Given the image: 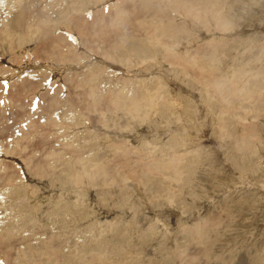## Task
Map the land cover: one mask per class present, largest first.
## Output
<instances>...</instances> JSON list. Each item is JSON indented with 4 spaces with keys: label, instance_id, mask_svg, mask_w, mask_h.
Instances as JSON below:
<instances>
[{
    "label": "rangeland",
    "instance_id": "obj_1",
    "mask_svg": "<svg viewBox=\"0 0 264 264\" xmlns=\"http://www.w3.org/2000/svg\"><path fill=\"white\" fill-rule=\"evenodd\" d=\"M191 1L195 3L197 0H0V9L4 14H0V146L2 144L5 147L0 148L3 149L0 150V221L9 212L8 219L15 222V226L4 221L0 223V264H96L93 258L98 254L91 248L101 242L98 251L105 256V260H97L98 264H264V0H221L222 3L220 0H208L207 4L205 0H202L205 3L198 0L201 3L197 5L196 2V8ZM214 2L218 4L217 7L224 5L223 8L216 10ZM208 8L211 9L208 11ZM205 10L208 18L205 14L203 16ZM218 11L220 18L217 19L215 12ZM191 18H194L195 23ZM200 18L204 19L200 20L201 24L205 25L206 22L205 28L204 25H199ZM20 19H24L31 27L25 23L24 30H11L12 24L9 23L16 25ZM170 19H174L173 22ZM2 21L6 22L1 23ZM178 22L180 24L177 25ZM157 23L160 27H157ZM181 23L183 26H179ZM153 46L156 49L154 54ZM123 54L125 57H122ZM57 60L59 62L56 63ZM187 69H190L189 73ZM238 72H244L246 76L241 73L236 76ZM202 82L204 87L201 86ZM137 85H141V89ZM115 87L121 88L120 92L124 91L122 94L127 92L128 96L125 94L124 98ZM198 88L203 89L200 91ZM161 89L162 92L165 91V96L160 92ZM100 94L105 96L102 100ZM117 96L121 98L120 101L124 98L125 104ZM127 97L130 99L125 100ZM93 98L97 99L93 101ZM133 99L139 100L137 102L143 99L139 105H145L144 108H148V111L143 109V112L141 105L138 108L142 114L139 111L135 112L137 115L130 113L138 105L134 104L136 101ZM104 100H107L106 103ZM170 101L173 105H178L171 104V108ZM126 102L133 104V108H129L130 105ZM219 102L222 103L221 108L220 105L218 107ZM66 107L74 111L70 110L69 113ZM162 107L164 110H161ZM223 107L227 113L222 110ZM167 111H170L169 114ZM215 111L218 113L217 118ZM123 112H129L131 118L128 113L126 116ZM164 114L168 116L165 117ZM219 114L223 120L219 119ZM142 115L145 116L142 121L133 119L136 116L142 118ZM108 119L110 123H105ZM127 120L133 123L129 122L128 125ZM242 125H250V128L244 130ZM240 131L243 132V136L239 134L243 139L237 136ZM12 132L14 135L10 138ZM245 132V137L250 140L245 143L249 152L244 153L245 150L236 145V140L238 137L240 142H246ZM16 133L21 136L18 138ZM13 137L14 141L17 140L15 144ZM178 140L179 143H188L180 149V145H176L179 144L176 143ZM9 142L13 143L12 148ZM97 142L98 145L101 144L100 148ZM103 143L109 144L107 148L115 143L117 146L112 148H118L116 151L109 148L110 151L107 149L105 152ZM121 144L132 150L133 154L123 145L122 148ZM169 147H173L172 150L175 151L168 150ZM74 148L77 151L73 152ZM138 149L142 151L139 153L141 155L138 156L136 152L135 157L133 150ZM151 149L153 154H150ZM121 150L129 152L124 154ZM161 150L165 151L160 152ZM202 150L203 157L200 160L196 151ZM113 152L115 153L112 154ZM173 152L182 155V160L189 157L192 160L186 159L189 164L183 165L182 171H179V174L181 172L185 175L180 176L183 184L179 183L185 189L182 190L181 187L179 191L177 186L175 194L170 198L166 193L162 195V191L173 187L169 184L171 180L168 181L171 170L165 169L160 162L168 163L166 161L171 160ZM127 155L133 158H129L132 166L129 165ZM142 155L144 164L143 159H138ZM90 156L112 159V167L110 161L104 158L99 160L101 166H98L100 170L109 164L106 174L113 186H106L112 191L103 186L104 176L97 178L101 172L95 177L97 185L93 184L94 181L90 184L88 177L82 184L77 183L78 188L76 184H72L71 179L74 181L76 178V173L82 168L81 163L92 158ZM113 156L120 161L125 159L120 162V167L119 159L115 158L113 161ZM147 157L151 163L147 160L146 164ZM138 160L141 165L137 163ZM106 162L108 163L105 164ZM122 162L128 163H123L126 167ZM52 163H55L54 166ZM97 164L98 162L94 166ZM138 164L140 168L137 167ZM155 165L165 171L160 172ZM129 166L132 167L131 170L134 168L133 172H129ZM149 166L154 168L150 169ZM59 167L61 169H57ZM68 167L73 169L74 176H71ZM114 167L123 169L126 173L122 170L118 173L120 170ZM148 167L152 172L150 177ZM112 168L118 174H112ZM137 169L140 170L136 171ZM138 172L146 178H141ZM188 175H192L191 181ZM135 176L141 179L137 180ZM161 178L167 179L168 184ZM112 180L116 182V186ZM101 183L103 184L100 186ZM83 185L88 186L85 188V191L89 189L87 192L79 189L84 190ZM166 185L169 186L164 189L163 186ZM186 185L193 187L187 188ZM4 190L8 191V196ZM17 205L22 206L20 215L14 209ZM60 205L67 206V211L69 208L73 210V216L70 211L68 214L51 212ZM61 217L70 218L67 221L71 227L60 229L55 221L61 223ZM116 221L121 225L111 228L109 223L116 226ZM97 223H104L105 226L98 230ZM125 224L126 227L131 226L132 230L129 231H135V228L137 231L131 232L132 234L127 232L123 229ZM74 229L75 232L78 231V235L73 238ZM112 230L122 235L119 237ZM110 236L113 240L109 239ZM118 239H125V243L121 246L114 244ZM140 240L143 241L142 244ZM114 248L118 250L112 256ZM186 257L189 258L186 260Z\"/></svg>",
    "mask_w": 264,
    "mask_h": 264
},
{
    "label": "bare ground",
    "instance_id": "obj_2",
    "mask_svg": "<svg viewBox=\"0 0 264 264\" xmlns=\"http://www.w3.org/2000/svg\"><path fill=\"white\" fill-rule=\"evenodd\" d=\"M4 1H5V0H4ZM83 1H84V0H83ZM85 1H86V0H85ZM195 1H196V0H194V2H195ZM199 1H200V0H199ZM199 1L197 0V1H196L197 3H196V2H195V3L198 5V4L201 3V2L198 3ZM201 1H202V0H201ZM205 1H206V4H207V3H208V0H205ZM205 1H204V2L202 1V2L205 3ZM212 1H213V0H212ZM217 1H219V0H217ZM217 1H216V2H217ZM2 2H3V1H2ZM121 2H122V1H121ZM188 2H189V1H188ZM191 2H192L191 4H193V5L195 4V3H193V1H191ZM210 2H211V0H210ZM222 2H223V1L220 0V3H222ZM122 3H123V2H122ZM122 3H120V4L123 5ZM203 3H202V4H203ZM214 3H215V2H214ZM214 3H213V4H214ZM2 4H3V3H2ZM2 4H1V5H2ZM196 4H195V5H196ZM209 4H210V3H209ZM213 4H212V5H213ZM215 4H216V3H215ZM3 5H5V2H4ZM135 5H136V4H135ZM188 5H189V3H188ZM195 5H194V6H195ZM197 5H196V6H197ZM204 5H205V4H204ZM217 5H218V4H216V7H217ZM190 6H191V5H190ZM196 6H195V8H196ZM201 6H202V5H201ZM201 6H200V8H201ZM206 6L208 7L209 5H206ZM206 6H205V7H206ZM223 6H224V5L217 7L216 10H219L218 8H220V9L223 8ZM4 7H5V6H4ZM122 7H123V6H122ZM202 7H203V6H202ZM207 7H206V9H207ZM214 7H215V6H214ZM0 8H1V7H0ZM2 8H3V7H2ZM191 8H193V7L191 6ZM195 8H194V9H195ZM198 8H199V6L197 7V9H198ZM175 9H176V8H175ZM194 9H192V10H194ZM210 9H211V8H210ZM210 9L208 8V11H209ZM124 10H125V9H124ZM126 10H127V9H126ZM188 10H189V9H188ZM203 10H204V9H203ZM216 10H212V12H213V11H216ZM84 11H85V10H84ZM156 11H157V10H156ZM194 11H195V10H194ZM199 11H200V10H199ZM223 11H224V10H223ZM2 12H3V11L0 9V14H1ZM132 12H133V11H132ZM169 12H170V11H169ZM197 12H198V11H197ZM227 12H228V11H227ZM128 13H129V12H128ZM130 13H131V12H130ZM154 13H155V12H154ZM202 13H203V12H202ZM206 13H207V12H206V10H205V13H203V16L206 15L205 17H207V14H206ZM209 13H210V12H209ZM215 13H217V15H218V17H216V18H217V19L220 18V11L215 12ZM2 14H3V13H2ZM170 14H172V13L170 12ZM204 14H205V15H204ZM211 14H212V13H211ZM3 15H4V14H3ZM3 15H2V16H3ZM157 15H159V13H157ZM178 15H179V14H178ZM197 15H198V14H197ZM214 15H215V14H214ZM108 16H109V15H108ZM155 16H156V13H155ZM155 16H154V17H155ZM171 16H172V15H171ZM127 17H128V16H127ZM158 17H159V16H158ZM167 17H168V16H167ZM193 17H194V16H193ZM195 17H197V16H195ZM199 17H200V16H199ZM208 17H209V16H208ZM208 17H207V18H208ZM210 17H211V16H210ZM0 18H2V17L0 16ZM6 18H7V16H6ZM6 18H4V19H6ZM174 18H176V17H174ZM212 18H214V17L212 16ZM216 18H215V19H216ZM84 19H85V18H84ZM151 19H153V18H151ZM154 19H155V18H154ZM159 19H160V18H158V20H159ZM192 19H193V22L195 23L194 18H191V20H192ZM195 19H197V18H195ZM202 19H203V18H202ZM202 19H201V18L198 19V20H199L198 22L200 23L199 25H204V24H201ZM209 19L211 20V18H209ZM217 19H216V20H217ZM1 20H3V19H1ZM140 20H142V19H140ZM155 20L157 21V19H155ZM171 20H172V19H170V21H171ZM173 20H174V19H173ZM173 20H172V22H173ZM200 20H201V21H200ZM203 20H204V19H203ZM210 20H209V21H210ZM151 21H152V20H151ZM206 21H208V20L206 19ZM209 21H208V22H209ZM5 22H6V21H5ZM5 22L2 21L1 23H5ZM56 22L59 23V21H56ZM152 22H153V21H152ZM180 22H181V21H180ZM180 22H178V23H176V24L178 25V24H180ZM187 22H188V21H187ZM196 22H197V21H196ZM203 22H204V21H203ZM214 22H215V21H214ZM25 23H26V21H25L24 19H20V21H19L16 25H13V23H9V24H12V26L10 25V26H11V30H17V31H20V30H24V29H25V26L28 24V23H26V25H24ZM191 23H192V22H191ZM194 23H192V24H194ZM158 24H159V23H157V27H160V25L158 26ZM208 24H209V23H208ZM6 25H7V24H6ZM28 25H30V24H28ZM28 25H27V26H28ZM155 25H156V22H155ZM177 25H176V27H178ZM205 25H207L206 22H205ZM205 25H204V28H205ZM7 26H8V25H7ZM7 26H6V27H7ZM54 26H55V25H54ZM58 26H59V25H58ZM179 26H183L182 23H181V25H179ZM192 26H193V25H192ZM30 27H31V25H30ZM69 27H70V26H69ZM155 27H156V26H155ZM184 27H185V26H184ZM209 27H211V26H209ZM209 27H208V28H209ZM8 28H9V26H8ZM26 28H28V27H26ZM208 28H207V30H208ZM29 29H30V28H29ZM68 29H69V28H68ZM157 29H159V28H157ZM174 29H175V27H174ZM58 30H59V29H58ZM155 30H156V28H155ZM156 31H157V30H156ZM156 31H154V32H156ZM174 31H176V30H174ZM179 31H180V30H179ZM176 32H178V31H176ZM58 33H59V32H58ZM77 33H78V32H77ZM56 34H57V33H56ZM180 34H181V32H180ZM58 37H59V36H58ZM78 37H79V35H78ZM64 38H65V37H64ZM178 38H179V36H178ZM189 39H191V38H189ZM192 39H193V38H192ZM241 39H242V38H241ZM182 40H183V39H182ZM179 41H180V40H179ZM189 42H190V41H189ZM180 43H181V41H180ZM180 43H179V44H180ZM71 44H73V43H71ZM113 45H114V44H113ZM239 45H240V44H239ZM115 46H116V45H115ZM115 46H114V47H115ZM243 46H244V45H243ZM263 46H264V45H263ZM66 47H67V46H66ZM69 47H70V46H69ZM251 47H252V46H251ZM152 48H153V49H152V52L154 51V52H153V54H154L156 49L154 50V48H155L154 46H153ZM242 48H243V47H242ZM245 48H246V47H245ZM66 49H67V48H66ZM117 49H118V48H116V51H117ZM158 49H159V48H157V50H158ZM239 49H240V48H239ZM248 49H249V48H248ZM15 50H16V49H15ZM69 50H71V49H69ZM69 50H68V52H69ZM194 50H195V49H194ZM230 50H232V49H230ZM243 50H244V49H243ZM245 50H247V49H245ZM249 50H250V49H249ZM72 51H75V50L72 49ZM114 51H115V50H114ZM114 51H113V52H114ZM134 51H135V50H134ZM160 51H162L161 48H160ZM37 52H38V51H37ZM130 52H131V51H130ZM187 52H188V50H187ZM195 52H196V51H195ZM197 52H198V50H197ZM70 53H71V52H70ZM73 53H74V52H73ZM159 53H161V52H159ZM174 53H175V52H174ZM229 53H230V52H229ZM38 54H39V53H38ZM133 54H134V53H131V55H133ZM157 54H158V53H157ZM161 54H162V53H161ZM227 54H228V53H227ZM260 54H261V53H260ZM85 55H86V54H85ZM134 55H136V54H134ZM155 55H156V54H155ZM76 56H77V55H76ZM119 56H120V55H119ZM123 56L125 57L124 54L122 55V57H123ZM223 56H224V54H223ZM262 56H263V55H262ZM218 57H219V55H218ZM259 57H261V56H259ZM51 58H52V57H51ZM53 59H54V58H53ZM53 59H52V60H53ZM235 59H236V58H235ZM84 60H85V59H84ZM136 60H137V59H136ZM138 60H139V59H138ZM141 60H142V59H141ZM143 60H144V59H143ZM54 61H55V60H54ZM54 61H53V62H54ZM87 61H88V60H87ZM57 62H59V60H57L56 63H57ZM60 62H61V61H60ZM92 62H93V61H92ZM141 62H142V61H141ZM61 63H62V62H61ZM143 63H144V62H143ZM143 63H142V64H143ZM236 63H238V62H236ZM58 64H60V63H58ZM58 64H57V65H58ZM85 64H86V63H85ZM144 64H145V63H144ZM61 65H62V64H61ZM256 65H257V64H256ZM260 65H261V64H260ZM50 67H51V66H50ZM61 67H62V66H61ZM83 67H84V66H83ZM123 67H124V66H123ZM259 67H260V66H259ZM56 68H57V67H56ZM67 70H68V69H67ZM83 70H84V69H83ZM127 70H128V69H127ZM187 70H188V72H187V71H186V72L189 73V70H190V69H187ZM225 70H227V69H225ZM51 71H52V70H51ZM237 71H238V70H237ZM239 71H240V69H239ZM52 72H54V69H53ZM52 72H51V73H52ZM74 72H75V71H74ZM74 72H73V73H74ZM113 72H114V71H113ZM225 72H226V71H225ZM257 72H260V71L258 70ZM70 73H71V72H70ZM73 73H72V74H73ZM75 73H76V72H75ZM159 73H160V72H159ZM226 73H227V72H226ZM240 73L246 76V74H244V72H243V73H242V72H238V73H236V74L234 73V74L237 76V75H239ZM110 74H111V73H110ZM198 74H200V73H198ZM106 75H107V74H106ZM130 75H131V74H130ZM130 75H129V76H130ZM161 75H162V74H161ZM201 75H202V74H201ZM235 75H234V76H235ZM70 76H71V75H70ZM125 76H126V75H125ZM203 76H204V75H203ZM241 76H242V75H241ZM48 77H49V76H48ZM80 77H81V76H80ZM97 77H98V76H97ZM198 77H199V75H198ZM239 77H240V76H239ZM49 78H50V77H49ZM87 78H88V77H87ZM87 78H86V79H87ZM95 78H96V76H95ZM151 78H152V77H151ZM162 78H163V77H162ZM202 78H203V77H202ZM254 78H256V77H254ZM45 79H46V78H45ZM80 79H81V78H80ZM93 79H94V76H93ZM114 79L116 80V78H114ZM199 79H200V78H199ZM24 80H25V79H24ZM47 80H48V79H47ZM70 80H71V79H70ZM91 80H92V79H91ZM109 80H110V79H109ZM119 80H121V79H119ZM126 80H127V79H126ZM131 80H132V79H131ZM152 80H153V78H152ZM154 80H155V79H154ZM160 80H161V79H160ZM11 81H12V80H11ZM85 81H86V80H85ZM110 81H111V80H110ZM123 81H124V80H123ZM127 81H128V80H127ZM132 81H136V80H132ZM137 81H138V80H137ZM140 81H141V80H140ZM194 81H195V80H194ZM45 82H46V81H45ZM52 82H53V81H52ZM55 82H56V81H55ZM74 82H75V81H74ZM113 82L116 83L117 81H113ZM199 82H200V81H199ZM241 82H242V81H241ZM41 83H42V82H41ZM81 83H82V82H81ZM84 83H85V82H84ZM84 83H83V84H84ZM111 83H112V81H111ZM133 83H134V82H133ZM144 83H146V82H144ZM190 83H191V81H190ZM200 83H201V82H200ZM261 83H262V82H261ZM46 84H47V83H46ZM54 84H55V83H54ZM131 84H132V83H131ZM136 84H137V83H136ZM138 84H140V83H138ZM156 84H157V83H156ZM192 84H193V83H192ZM40 85H41V84H40ZM48 85H49V84H48ZM56 85H58V84H56ZM84 85H87V84L85 83ZM114 85H115V84H114ZM134 85H135V84H134ZM147 85H150V84H147ZM147 85H146V86H147ZM154 85H155V83H154ZM163 85H164V83H163ZM219 85H220V84H219ZM9 86H10V85H9ZM201 86H203V82H202V85H201ZM58 87H59V86H58ZM160 87H161V86H160ZM160 87H159V90H160ZM192 87H193V86H192ZM203 87H204V86H203ZM41 88H42V87H41ZM115 88H116V87H115ZM137 88H140V89H141V85H140L139 87H138V85H137ZM162 88H164V87H162ZM165 88H166V87H165ZM82 89H83V88H82ZM112 89H114V87H113ZM116 89L118 90L117 92H118L119 94L121 93V95H122L123 97H124L125 94H126L125 96H128V95H127V92H126V93H123V94H122V92H124V91L120 92V89H121V88H120V89L116 88ZM122 89H123V88H122ZM170 89H171V88H170ZM201 89H203V88H201ZM201 89L198 88V90H200V91H201ZM164 90H165V89H164ZM219 90H220V86H219ZM263 90H264V89H263ZM81 91H82V90H81ZM142 91H144V90H142ZM162 91H163V90L161 89L160 92H162ZM167 91H168V88H167ZM254 91H255V90H254ZM4 92H5V91H4ZM6 92H7V91H6ZM8 92H9V91H8ZM89 92H90V91H89ZM164 92H165V91H164ZM164 92H162L163 95L166 94V93H164ZM168 92H169V91H168ZM202 92H203V91H202ZM256 92H257V91H256ZM26 93H27V92H26ZM31 93H32V92H31ZM118 93H116V94H118ZM2 94H3V93H2ZM9 94H10V93H9ZM93 94H94V93H93ZM101 94H102V93H101ZM101 94H100V96H101ZM103 94H104V93H103ZM103 94H102V95H103ZM105 94H106V93H105ZM105 94H104V95H105ZM113 94H114V93H113ZM116 94H115V95H116ZM131 94H132V93H131ZM169 94H170V93H168L167 95L169 96ZM179 94H180V93H179ZM250 94H251V93H250ZM84 95H85V94H84ZM96 95H97V94H96ZM96 95H95V96H96ZM29 96H30V95H29ZM91 96H93V95H91ZM95 96H94V97H95ZM100 96H99V97H100ZM161 96H162V94H161ZM164 96H165V95H164ZM164 96H162V98H163ZM9 97H10V96H9ZM55 97H57V96H55ZM96 97H97V96H96ZM103 97H105V96H101V100H102ZM108 97H109V96H108ZM117 97H118V96H117ZM117 97H116V98H117ZM261 97H262V95H261ZM261 97L259 96V98H261ZM263 97H264V96H263ZM263 97H262V100H263ZM31 98H32V97H31ZM33 98H34V97H33ZM91 98H92V97H91ZM124 98H125V97H124ZM124 98H123V100H124ZM128 98H129V97H127L125 100H127ZM130 98H131V100H132V97H131V96H130ZM130 98H129V99H130ZM10 99H11V98H10ZM95 99H97V98H95ZM95 99L93 98V101H94ZM108 99H109V98H108ZM117 99L119 100V99H121V98L118 97ZM154 99H155V98H154ZM154 99H153V100H154ZM2 100H3V99H2ZM33 100H34V99H33ZM98 100H100V99L98 98ZM98 100H97V101H98ZM115 100H116V99H115ZM123 100H121V101H123ZM133 100H134V99H133ZM136 100H137V99H136ZM136 100H134V101H136ZM170 100H171V99H170ZM177 100H179V99H177ZM177 100H176V101H177ZM199 100H200V99H199ZM202 100H203V99H202ZM106 101H107V100H106ZM106 101L104 100L103 102L106 103ZM112 101H113V99H112ZM119 101H120V100H119ZM119 101H117V102H119ZM121 101H120V102H121ZM137 101H139V100H137ZM137 101H136V103H134V104H138V105H137V106L135 105L134 108H133V106H134L133 104H129V103L126 102L127 104L130 105L129 108H133V110H130V111L128 110L130 113L135 114V112L138 113L137 111L140 112L141 110H140V108H138V107H140L141 105H142V106H141V107H142V110L145 109V108H144L145 105H143V104L139 105V104H140L142 101H144V100L142 99V101L140 100V102H137ZM167 101H168V100H167ZM218 101H219V100H218ZM263 101H264V100H263ZM32 102H33V101H32ZM98 102H99V101H98ZM123 102H124V103H123ZM123 102H121V103H122V104H125V101H123ZM128 102H131V101L129 100ZM148 102L152 103V100H149ZM171 102H172V101L169 102L170 106L173 105V103H171ZM201 102H202V101H201ZM222 102H223V101H222ZM115 103H116V102H114V104H115ZM132 103H133V102H132ZM154 103H155V102H154ZM167 103H168V102H167ZM205 103H207V102H205ZM220 103H221V102H219V104L217 103V104H218V107H219ZM223 103H224V102H223ZM78 104H79V103H78ZM92 104H93V103H92ZM127 104H126V105H127ZM169 104H168V105H169ZM171 104H172V105H171ZM203 104H204V103H203ZM207 104H209V103H207ZM221 104H222V103H221ZM7 105H9V104H7ZM112 105H113V104H112ZM119 105H120V103H119ZM129 105H127V107H128ZM175 105H176V104H175ZM175 105H173V106H175ZM177 105H178V104H177ZM177 105H176V106H177ZM196 105H197V104H196ZM209 105H211V104H209ZM3 106H5V105H3ZM3 106H2V107H3ZM11 106H12V105H11ZM80 106H81V105H80ZM116 106L118 107V104H117ZM124 106H125V105H124ZM170 106H169V107H170ZM173 106H172L171 108H173ZM221 106H222V105H220V108H221ZM6 107H7V106H6ZM6 107H5V108H6ZM8 107H10V106H8ZM29 107H30V106H29ZM73 107H74V106H73ZM93 107H96V106L93 105ZM207 107H208V105H206V108H207ZM212 107H213V106H212ZM224 107L227 108V106H225V103H224ZM224 107L222 108V110H225V111H226V108H224ZM66 108L68 109L69 107H66ZM70 108H72V107H70ZM121 108H123V107H121ZM124 108H125V107H124ZM129 108H127V109H129ZM146 108H147V107H146ZM220 108H219V109H220ZM25 109H26V108H25ZM42 109H43V108H42ZM174 109H175V107H174ZM208 109H211V107L208 108ZM1 110H2V109H1ZM10 110H11V109H10ZM65 110H66V109H65ZM65 110H64V111H65ZM70 110H71V109H70ZM70 110L68 109V112H69ZM72 110H73V109H72ZM72 110H71V111H72ZM125 110H126V109H125ZM145 110L148 111V108L145 109ZM161 110H164L163 107L161 108ZM165 110H166V109H165ZM168 110L171 111L170 108H169ZM214 110H215V108H214ZM220 110H221V109H220ZM27 111H28V110H27ZM73 111H74V110H73ZM126 111H127V110H126ZM132 111H133V112H132ZM170 111H167V113L169 114ZM228 111H229V110H228ZM7 112H8V111H7ZM28 112H29V111H28ZM31 112H32V111H31ZM39 112H40V111H39ZM66 112H67V110H66ZM77 112H78V111H77ZM129 112H127V113L129 114ZM143 112H144V110H143ZM143 112H140V113L142 114ZM163 112H164V111H163ZM208 112H209V111H208ZM211 112H213V111H211ZM211 112H210V113H211ZM215 112H216V111H215ZM215 112H214V113H215ZM221 112H222V111H220V114H221ZM41 113H42V112H41ZM44 113H45V112H44ZM69 113H70V112H69ZM72 113H73V112H72ZM123 113H124V112H123ZM127 113H126V114L124 113V114L127 116ZM179 113H180V112H179ZM181 113H182V112H181ZM181 113H180V114H181ZM183 113H184V112H183ZM214 113H212V114L215 115ZM216 113H217V112H216ZM223 113H224V112H223ZM225 113H227V111H226ZM225 113H224V114H225ZM26 114H27V113H26ZM75 114H76V111H75ZM77 114H78V113H77ZM162 114H163V113H162ZM186 114H187V113H186ZM186 114H182V115H186ZM212 114H211V115H212ZM220 114H219V115H220ZM258 114H259V113H258ZM122 115H123V114H122ZM122 115H121V116H122ZM130 115H131V114H129V116H130ZM135 115H137V114H135ZM201 115H202V114H201ZM217 115H218V113L216 114V118L218 117ZM226 115H227V114H226ZM226 115H224V117L227 119L230 115H229V113H228V115H227L228 117H226ZM242 115H243V114H242ZM247 115H248V114H247ZM256 115H257V113H256ZM31 116H32V115H31ZM72 116H73V114H72ZM74 116H75V115H74ZM123 116H124V115H123ZM163 116H165V114H164ZM167 116H168V115H166L165 117H167ZM188 116H190V113H189ZM137 117H138V118H137ZM144 117H145V116L142 115V118H140V116H136V118H133V117H132V118H133V119H136V120H137V119H140V121H142V120H144V119H143ZM180 117H181V116H180ZM194 117H195V116H194ZM212 117H213V116H212ZM259 117H261V115H260ZM130 118H131V116H130ZM214 118H215V116H214ZM220 118H221V115H220L219 119H220ZM230 118H231V117H230ZM244 118H245V117H244ZM116 119H117V118H116ZM119 119H120V117H119ZM119 119H118V120H119ZM121 119H123V118H121ZM141 119H142V120H141ZM187 119H188V118H187ZM221 119H222V118H221ZM226 119H224L225 122H227ZM234 119H235V118H234ZM236 119H237V118H236ZM241 119H242V118H241ZM0 120H2V119L0 118ZM25 120H26V118H25ZM25 120H24V121H25ZM32 120H33V119H31V121H32ZM108 120H109V121H105V123H106V122H109V123H110V119H108ZM118 120H117V121H118ZM125 120H126V119H125ZM202 120H203V119H202ZM222 120H223V119H222ZM222 120H221V121H222ZM26 121H27V120H26ZM33 121H34V120H33ZM123 121H124V120H123ZM127 121H128V120H127ZM137 121H138V120H137ZM221 121H220V124L222 123ZM7 122H8V121H7ZM129 122H130V121H128V123H129ZM134 122H135V121H134ZM202 122H203V121H202ZM211 122H213V120H211ZM225 122L223 121V124H224ZM35 123H36V120H35ZM119 123H120V121H119ZM121 123H122V122H121ZM128 123L126 122V124H128ZM130 123H133V121L130 122ZM130 123H129L128 125H130ZM138 123H139V122H138ZM217 123H219V120L217 121ZM233 123H234V122H233ZM0 124H1V121H0ZM32 124H33V122H32ZM32 124H31V125H32ZM107 124H108V123H107ZM107 124H106V126H107ZM220 124H219V125H220ZM228 124H229V122H228ZM234 124L236 125V123H234ZM8 125H9V124H8ZM16 125H17V124H16ZM109 125H110V124H109ZM132 125H133V124H132ZM211 125H213V124H211ZM217 125H218V124H217ZM225 125H226V123H225ZM245 125H246V122H245ZM245 125H244V127H245ZM256 125H257V124H256ZM28 126H29V125H28ZM67 126H68V125H67ZM213 126H214V125H213ZM221 126H222V125H221ZM233 126H234V125H233ZM10 127H12V126H10ZM25 127H27V125H26ZM25 127H22V128H25ZM73 127H76V126L73 125ZM134 127H135V126H134ZM225 127H227V126H225ZM236 127H237V126H236ZM241 127H243V125H242ZM244 127H243V128H244ZM247 127L250 128V125L247 126ZM247 127H245L244 130H246ZM27 128H29V127H27ZM70 128H71V126H70ZM70 128H69V130H70ZM219 128H220V126H219ZM12 129H14V128H12ZM60 129H61V130H62V129L65 130V128H62V127H60ZM186 129H187V128H186ZM85 130H86V129H85ZM222 130H223V129H222ZM241 130H242V128H241ZM8 131H9V130H8ZM70 131H71V130H70ZM160 131H161V130H160ZM163 131H164V130H163ZM228 131H229V130H228ZM230 131H231V130H230ZM234 131H235V130H234ZM248 131H249V130H248ZM257 131H258V130H257ZM9 132L11 133V130H10ZM9 132H8V133H9ZM13 132H14V131H13ZM13 132H12V134L10 135V138H11L12 135H14ZM15 132H16V131H15ZM23 132H25V129H24ZM68 132H69V131H68ZM84 132H85V131H84ZM236 132H237V131H236ZM241 132H242V131H240V133L238 132V135H237L238 137H240V139H241V137L243 136V134H242L243 132H242V133H241ZM250 132H251V131H249V133H250ZM0 133L2 134L1 131H0ZM8 133H7V134H8ZM18 133L20 134V130H19ZM165 133H166V131H165ZM233 133H234V132H233ZM246 133H247V132L244 133V134H245V135H244V139L247 140L246 142H240V141H239L240 139H239L238 137H237V140H236V143H237L236 145H237V146L239 145V146L241 147V149H244V150H245L244 153H245L246 151L249 152L248 150H246V149H247V146L245 145V143H249L248 140H250V139H248L249 137L246 138V137H247V134H246ZM263 133H264V132H263ZM7 134H6V135H7ZM21 134H22V132H21ZM163 134H164V133H163ZM225 134L227 135L228 133H225ZM230 134H232V132H230ZM234 134H235V133H234ZM234 134H233V136H234ZM239 134H242V136H240ZM250 134H251V133H250ZM250 134H249V135H250ZM8 135H9V134H8ZM16 135L18 136V138H19V136H21V135H18L17 133H16ZM22 135H23V134H22ZM249 135H248V136H249ZM255 135H256V132H255ZM0 136H1V135H0ZM2 136H3V135H2ZM52 136H53V135L51 134V137H52ZM104 136H107V135H104ZM228 136H230V135H228ZM245 136H246V137H245ZM250 136H251V135H250ZM259 136H260V135H259ZM6 137H7V136H6ZM6 137H5V138H6ZM8 137H9V136H8ZM8 137H7V138H8ZM14 137H15V136H14ZM14 137L12 138V141H14V139L17 138V137H15V138H14ZM49 137H50V136H49ZM51 137H50V138H51ZM71 137H72V136H71ZM110 137H111V136H110ZM3 138H4V137H3ZM18 138H17V139H18ZM52 138H53V137H52ZM155 138H156V137H155ZM232 138H233V137H232ZM235 138H236V136H235ZM259 138H260V137H259ZM70 139H71V138H70ZM70 139H68V140H70ZM102 139H103V138H102ZM102 139H101V140H102ZM104 139H105V138H104ZM107 139H108V138H107ZM107 139H106V141H107ZM124 139H125V138H124ZM190 139H191V138H190ZM228 139H230V137H229ZM233 139H234V138H233ZM233 139H231V140H233ZM242 139H243V137H242ZM7 140H8V139H7ZM50 140H51V139H50ZM95 140H96V139H95ZM109 140H110V138H109ZM122 140H123V139H122ZM173 140H174V139H173ZM191 140H192V139H191ZM12 141H11V142H12ZM15 141H17V140H15ZM15 141L13 142L14 144H15ZM66 141H67V140H66ZM78 141H79V140H78ZM99 141H100V139H98V142H99ZM104 141H105V140H104ZM182 141H183V140H182ZM197 141H198V140H197ZM197 141H196V142H197ZM254 141H255V138H254ZM1 142H2V141H1ZM92 142H93V140H92ZM92 142H91V143H92ZM95 142H96V141H95ZM98 142H97V145H98ZM108 142H109V141H108ZM110 142H111V141H110ZM175 142H176V141H175ZM179 142H180V141L178 140V142H176V143H179ZM184 142H186V143L184 144ZM190 142H191V141H190ZM251 142L253 143V141H251ZM251 142H250V144H252ZM255 142H256V141H255ZM2 143H3V142H2ZM4 143H5V141H4ZM7 143H8V142H7ZM13 143H11V144H13ZM53 143L55 144V142H53ZM75 143H77V142H75ZM99 143H100V142H99ZM105 143H106V142H105ZM105 143H103V145H105V148H106V151H105V152H107V149H109V148L111 149L113 146L115 147V145H116V144L114 143V145H113L112 147L107 148L109 144L107 143V144H108V145H107V144H105ZM125 143H126V142H125ZM125 143H124V144H125ZM187 143H188V141H183L182 143H179V144H176V145H177V146L180 145L179 148L181 149L182 147L186 146ZM229 143H230V142H229ZM9 144H10V142H9ZM11 144H10V146H11V148H12L13 146H12ZM68 144H69V143H68ZM70 144H71V143H70ZM111 144H112V142L110 143L109 146H111ZM161 144H162V143H161ZM183 144H184V145H183ZM192 144H193V143H192ZM6 145H8V144H6ZM93 145H96V144H93ZM99 145H101V144H99ZM99 145H98V147H99ZM122 145H123V144H121V147L124 148L125 146L123 145V146H124V147H123ZM233 145H234V144H233ZM4 146H5V145H4ZM10 146H9V147H10ZM76 146H78V145H76ZM91 146H92V145H91ZM116 146H117V145H116ZM118 146H119V145H118ZM151 146H152V144H151ZM154 146H155V145H154ZM172 146H173V145H172ZM188 146H190V145H188ZM234 146H235V145H234ZM2 147H3V146H2V144H1L0 148H2ZM55 147H56V146H55ZM96 147H97V146H96ZM103 147H104V146H103ZM119 147H120V146H119ZM129 147H130V146H129ZM142 147H143V146H142ZM240 147H238V149H239ZM3 148H5V147H3ZM7 148H8V147H7ZM99 148H100V147H99ZM99 148H98V149H99ZM117 148H118V147H116V149H117ZM127 148H128V147H125V149H127ZM131 148H132V147H131ZM133 148H134V147H133ZM167 148H168V147H167ZM169 148H170V149H168V150H172V149H173V147H172V149H171V147H169ZM175 148H177V147H175ZM199 148H200V147H199ZM216 148H217V147H216ZM231 148H233V147H231ZM74 149H75V150H73V152H74V151H77L78 147H77V149H76V148H74ZM101 149H102V148H101ZM110 149H109V151H110ZM112 149H113V151H114V150L116 151L115 148H112ZM154 149H155V148H154ZM0 150H3V149H0ZM5 150H6V149H5ZM95 150H96V149H95ZM99 150H100V149H99ZM118 150H119V149H118ZM128 150H130V149L128 148ZM128 150H127V151H128ZM155 150H157V149H155ZM205 150H206V149H205ZM205 150H204V151H205ZM70 151H71V150H70ZM90 151H91V150H90ZM92 151H93V149H92ZM92 151H91V152H92ZM122 151H123V150H121V153H122ZM127 151H125V153H126ZM130 151H131L130 153H132V150H130ZM133 151H135L134 154H135L136 152H138V153H137L138 156L141 155V154H139L141 150L139 151V149H138V151H137V150H133ZM148 151H150V150H148ZM153 151H154V150H153ZM162 151H163V150H161L160 152H162ZM164 151H165V150H164ZM164 151H163V152H164ZM172 151H175V149L172 150ZM178 151H179V150H178ZM241 151H242V150H241ZM97 152H98V151H97ZM103 152H104V151H103ZM128 152H129V151H128ZM141 152H142V151H141ZM150 152H152V149H151ZM180 152H181V151H180ZM191 152H193V151H191ZM207 152H208V151H207ZM71 153H72V152H71ZM87 153H89V152H87ZM87 153H86V154H87ZM92 153H93V152H92ZM92 153H91V154H92ZM114 153H115V152H113L112 154H114ZM123 153H124V151H123ZM125 153H124V154H125ZM130 153H129V154H130ZM156 153H157V152H156ZM175 153H176V152H175ZM175 153L173 152V154L171 155V156H172V157L170 158L171 160L166 161V162H168V163H165V164H164L163 162H160L161 164L164 165V167H166L165 169L168 168L169 170H171V174L169 173L170 171H169V172L167 171V173H169L171 176H170L169 174H166V172H164V174H165V175H169V177H171V178L168 179V181L171 180V182H170L169 184H170L171 187H172V186H173V187H172V188L169 187V189H168L167 186H169V185H166V186H163V187H164V189H165V187H167V188H166L165 190L163 189L164 191L161 190V191L163 192V193L161 192L162 195H163L164 193H166V195L169 196L170 198H172V195L175 194V191L177 190L178 187H179V188H178L179 191H181V190H180L181 187H182V190L185 189V188L183 189V186H180V184H179V183L182 182L181 179H182V177H184L185 175H184V173H181V172H180V174H179V171L184 167L183 165L186 166L187 163L189 164V162H186V159L192 160L191 157L186 158L185 160H182V159H184V158H182L183 156H182V155L180 156V154H178V155H179V156H178V155L175 154ZM189 153H190V152H189ZM197 153H198V155H197V156H198V159L201 160V158L203 157V156H202V155H203V150L200 151V152H199V151H196V154H197ZM208 153H209V152H208ZM0 154H1V153H0ZM98 154H99V153H98ZM101 154H102V153H101ZM108 154H110V152H109ZM112 154L110 155V157L112 156ZM126 154H128V153H126ZM132 154H133V153H132ZM132 154H131V155H132ZM144 154H145V153H144ZM148 154H149V152H148ZM148 154H147V156H150V155H148ZM150 154H153V152L150 153ZM157 154H158V153H157ZM163 154H164V153H163ZM174 154H175L176 156H175ZM246 154H247V153H246ZM79 155H81V154H79ZM84 155H85V154H84ZM122 155H123V154H122ZM122 155H121V156H122ZM161 155H162V154H161ZM161 155H160V156H161ZM173 155H174V157H173ZM183 155H185V154H183ZM205 155H206V154H205ZM86 156H87V155H86ZM105 156H107V155H105ZM105 156H104L103 158H104V159H107V157L105 158ZM123 156H124L123 158H126L125 155H123ZM128 156H129V155H127V157H128ZM136 156H137V155L135 154V157H136ZM143 156H144V155H142V156L139 157L138 159H139V160L143 159ZM164 156H165V155H164ZM177 156H178L180 159H179ZM185 156H186V155H185ZM192 156H194V155H192ZM195 156H196V155H195ZM195 156H194V157H195ZM197 156H196V157H197ZM222 156H223V155H222ZM225 156H226V155H225ZM228 156H229V155H228ZM58 157H59V156H58ZM60 157H61V156H60ZM60 157H59V158H60ZM83 157H84V156H83ZM88 157H89V155H88ZM90 157H92V158H89V160L86 161V162L84 161L85 159H83L84 162L81 163L82 168H80V169L78 170V172L76 173V175H75V173L73 172V169L70 170L69 167L67 168V169H69V171H71V172H70V173H71V176H74V175H75V177H76L75 179L73 178V179H74V181H73V180L71 179V177L69 176L70 179H71V181L73 182L72 184H74V185L76 184V185H77V183H78V185H80V184H82V183L84 182L83 180H84L85 178H87V177L89 178V183L94 181L93 184H95V182H96V181H95V179H96L95 177H96L97 175L99 176L98 173L101 172V175H100L99 177H97V178H100V177H103V176H104V178L102 179V181L104 182V185H103V186H104L105 188L107 187L108 189H110L108 186H106V185H109V184L111 183V182H110V179L107 177V174H106L107 172H106V171H107V168H108V165H109V164L111 165V167L113 166V162L110 161L111 158H110V159H109V158L107 159V161L109 160L111 163L109 162V164H108L105 168H102V169L100 168V170H99L98 166H101V165H99V164H100V163H99V162H100L99 160L101 159V156H90ZM113 157H114V156H113ZM132 157L135 158L134 155H132ZM132 157L130 158V156H129V157L127 158V159H128V162L130 161L129 158L133 160ZM168 157H170V156H168ZM168 157H166V158H168ZM186 157H187V156H186ZM236 157H237V156H236ZM61 158H62V157H61ZM103 158L101 159V161L103 160ZM115 158H116V157L113 158V161H114ZM117 158H118V157H117ZM117 158H116V159H117ZM120 158H122V157H120ZM140 158H141V159H140ZM161 158H164V157H161ZM166 158H164V159H166ZM181 158H182V159H181ZM55 159H56V158H55ZM62 159H63V158H62ZM118 159H119V158H118ZM118 159H117V160H118ZM127 159H126V160H127ZM135 159H136V158H135ZM154 159H155V158H154ZM227 159H229V158H227ZM234 159H235V158H234ZM247 159H248V158H247ZM59 160H60V159H59ZM59 160H58V161H59ZM111 160H112V159H111ZM117 160H116V161H117ZM122 160L124 161L125 159H121V161H122ZM132 160H131V161H132ZM139 160H138V161H139ZM143 160H144V159H143ZM143 160H142V161H143ZM147 160H148V157H147V159H146V164H147L148 161L150 162V160H148V161H147ZM155 160H156V159H155ZM158 160H160L159 157H158ZM158 160H157V161H158ZM231 160H232V159H231ZM53 161H54V159H53ZM53 161H52V162H53ZM56 161H57V160H56ZM66 161H67V160H66ZM116 161H115V162H116ZM121 161H120V159H119V163H118L119 166H118V167H120V165H121L120 162H121ZM131 161H130V162H131ZM136 161H137V160H136ZM142 161H141V162H142ZM151 161H152V160H151ZM161 161H162V160H161ZM163 161H165V160H163ZM96 162H98V164H97V166H94V165L96 164ZM104 162H105V160H104ZM115 162H114V164H115ZM130 162H129V165H131ZM144 162H145V160L143 161L142 164H144ZM200 162H201V161H200ZM200 162H199V163H200ZM204 162H206V161H204ZM57 163H58V162H57ZM57 163H56V164H57ZM107 163H108V162H106L105 164H107ZM123 163H125V162H122V164H123ZM126 163H127V162H126ZM126 163H125V164H126ZM137 163H140V161L137 162ZM150 163H151V162H150ZM150 163H149V164H150ZM154 163H155V162H154ZM156 163H157V162H156ZM156 163H155V164H156ZM160 163H158L157 165L159 166ZM196 163H197V161L195 160V164H196ZM199 163H198L197 165H199ZM241 163H242V162H241ZM0 164H1V163H0ZM53 164H55V163H52V166H54ZM62 164H64V163H62ZM65 164H66V162H65ZM65 164H64V165H65ZM70 164H71V162H70ZM101 164L103 165V163H101ZM105 164H104V165H105ZM125 164H123V165H125ZM127 164H128V163H127ZM127 164H126V165H127ZM146 164H145V168H146ZM161 164H160V166H161ZM188 164H187V165H188ZM193 164H194V163H193ZM201 164H203V163H201ZM231 164H232V163H231ZM57 165H58V164H57ZM59 165H60V164H59ZM67 165H69V161L67 162ZM67 165H65V166L67 167ZM90 165H91V166H90ZM115 165H117V164H115ZM126 165H125V167H126ZM132 165H133V163H132ZM132 165H131V166H132ZM134 165H136V162L134 163ZM140 165H141V163H140ZM157 165H155V166H157ZM191 165H192V164H191ZM235 165H236V164H235ZM235 165H234V166H235ZM52 166H50V167H52ZM158 166H157L156 168L159 169ZM173 166H174V167H173ZM66 167H65V168H66ZM72 167H73V166H72ZM72 167H71V168H72ZM125 167H124V166H123V167L121 166V168H124V170H128V168L126 169ZM127 167H128V166H127ZM129 167H130V166H129ZM135 167H136V166H135ZM137 167L140 168V167H139V164L137 165ZM149 167H150V166H149ZM149 167H148V171H149V177H150V176H152V175H151L152 172L150 173V169H151V168H154V167L152 166V167H150V169H149ZM197 167H198V166H197ZM200 167H201V165H200ZM65 168H64V169H65ZM114 168H116V167H114ZM114 168H112L113 170L111 169V173H112V174H113L114 172H117V170L119 169V168H116L117 170L115 169L116 171H114ZM131 168H132V167H130L129 172H130V171L133 172L134 168H133L132 170H131ZM141 168H142V167H141ZM174 168H175V169H174ZM190 168H192V167H190ZM52 169H53V167H52ZM57 169H61V167H59V168H57ZM142 169H144V168H142ZM165 169H164V170L161 169V170L165 171ZM184 169H185V168H184ZM193 169H194V168H193ZM195 169H196V167H195ZM50 170H51V169H50ZM55 170H56V169H55ZM55 170H54V171H55ZM119 170H120V169H119ZM121 170L123 171V169H121ZM121 170L118 171V173L121 172ZM139 170H140V169H139ZM139 170L137 169L136 171H139ZM155 170H156V169H155ZM159 170H160V169H159ZM161 170H160V172H161ZM187 170H188V169H187ZM187 170L185 171V173L187 172ZM203 170H205V169H203ZM57 171H58V170H56V172H57ZM145 171H147V169H145ZM163 171H162V172H163ZM181 171H182V170H181ZM188 171L190 172V170H188ZM41 172H42V171H41ZM49 172H50V171H49ZM56 172H55V174H56ZM58 172H59V171H58ZM123 172H124V171H123ZM123 172H122V174H123ZM143 172H144V171H143ZM158 172H159V171H158ZM196 172H197V171H196ZM204 172H205V171H204ZM219 172H220V171H219ZM52 173H53V172H52ZM52 173H51V174H52ZM60 173H61V171H60ZM118 173H114V174H118ZM124 173H126V172H124ZM134 173H136V172H134ZM138 173L140 174V172H138ZM61 174H62V173H61ZM144 174L147 175V173H144ZM160 174H161V173H160ZM181 174H183V175H181ZM191 174H193V172H192ZM56 175H58V174H56ZM56 175H55V176H56ZM123 175H124V174H123ZM123 175H122V177H125V176H123ZM135 175H136V174H135ZM66 176H67V175H66ZM115 176H116V175H115ZM120 176H121V175H118L117 177H120ZM126 176H127V174H126ZM161 176H162V175H161ZM180 176H182V177L180 178ZM188 176H189V179H190V181H191V177H190V176H192V175H188ZM188 176H186V178H187ZM56 177H57V176H56ZM69 177L67 176V178H69ZM133 177H134V176H133ZM135 177L138 178V176H135ZM140 177H141V178H143V177L146 178V176H144V175L142 176L141 174H140ZM140 177H139L137 180H140V179H141ZM193 177H194V176H193ZM54 178H55V177H54ZM67 178H66V179H67ZM120 178H121V177H120ZM120 178H119V179H120ZM151 178H152V177H151ZM159 178H160V177H159ZM165 178H166V177H165ZM165 178H164V179L161 178V179L165 180ZM119 179H118V180H119ZM127 179H128V178H127ZM135 179H136V178H135ZM174 179H175L176 181H175ZM98 180H101V179H98ZM114 180L117 181V179H114ZM114 180H112V182H113ZM121 180H122V179H121ZM124 180H126V179H124ZM152 180H153V179H152ZM166 180H167V179H166ZM166 180H165V182H166ZM115 181H114V185L116 184ZM127 181H128V180H127ZM159 181H161V180L159 179ZM168 181H167V182H168ZM185 181H186V180H185ZM69 182H70V181H69ZM97 182H98V181H97ZM97 182H96V183H97ZM165 182H164V183H165ZM167 182H166V183H167ZM187 182H189V181L187 180ZM65 183H67V181H66ZM79 183H80V184H79ZM86 183H87V182H86ZM86 183H85V185H86ZM89 183H87V184H89ZM120 183H122V182H120ZM140 183H141V182H140ZM161 183H163V182H161ZM164 183H163V184H164ZM184 183H185V182H184ZM90 184H91V183H90ZM90 184H89V187L91 186ZM102 184H103V183H101L100 186H101ZM167 184H168V183H167ZM182 184H183V182H182ZM76 185H75V186H76ZM78 185L76 186L77 188H78ZM85 185H83L84 190H83L82 188H79V189L82 190V191H84V192H87L89 189H88V190L86 189L87 191H85V188H86V187L88 188V186H85ZM95 185H97V184H95ZM116 185H117V184H116ZM116 185H115V186H116ZM122 185H124V183H123ZM110 186H111V184H110ZM112 186H113V184H112ZM112 186H111V187H112ZM118 186H119V185H118ZM138 186H139V185H138ZM138 186H136V187H138ZM177 186H178V187H177ZM186 186H187V185H186ZM76 187H75V188H76ZM143 187H144V186H143ZM188 187H193V186H189V185H188L187 188H188ZM77 188H76V189H77ZM92 188H93V187H92ZM96 188H97V187H96ZM98 188H99V187H98ZM212 188H213V187H212ZM93 189H95V188H93ZM108 189H107V190H108ZM114 189H115V187H114ZM170 189H171V190H170ZM189 189H191V188H189ZM97 190H98V189H97ZM99 190H100V189H99ZM99 190H98V191H99ZM107 190H106V191H107ZM133 190H134V189H133ZM191 190H192V189H191ZM4 191H5V190H4ZM4 191H3V192H4ZM75 191H76V190H75ZM100 191H101V190H100ZM109 191H112V189H110ZM194 191H195V190H194ZM103 192H104V191H103ZM213 192H214V191H213ZM76 193H77V191H76ZM98 193H100V192H98ZM181 193H182V192H181ZM187 193H188V192H187ZM2 194H3V193H2ZM2 194H1V195H2ZM13 194H16V193L13 192ZM101 194H102V192H101ZM101 194H99V196H100ZM183 194H184V192H183ZM190 194H191V193H190ZM196 194H197V193H196ZM202 194H203V193H202ZM205 194H206V193H205ZM5 195L8 196V191H7V190L5 191ZM176 195H177V194H176ZM176 195H174V197H175ZM207 195H208V194H207ZM3 196H4V195H3ZM83 196H85V195H83ZM102 196H103V195H102ZM108 196H109V195H108ZM108 196H107V198H108ZM111 196L113 197V195H111ZM192 196H194V195H192ZM195 196H196V195H195ZM199 196H200V195H199ZM205 196H206V195H205ZM4 197H5V196H4ZM207 197H208V196H207ZM210 197H211V196H210ZM1 198H2V197H1ZM102 198H104V197H102ZM105 198H106V197H105ZM105 198H104V199H105ZM109 198L111 199V197H109ZM109 198H108V199H109ZM194 198H195V197H194ZM4 199H5V198H4ZM4 199H3V200H4ZM19 199H21V198H19ZM19 199H18V200H19ZM100 199H101V198H100ZM110 199H109V200H110ZM113 199H114V198H113ZM175 199H176V198H175ZM175 199H174V200H175ZM191 199H192V198H191ZM205 199H206V198H205ZM18 200H17V201H18ZM102 200H103V199H102ZM111 200H112V199H111ZM177 200H178V199H177ZM104 201H105V200H104ZM104 201H101V203L104 202ZM121 201H123V200H121ZM208 201H209V200H208ZM18 202H19V201H18ZM21 202H22V201H21ZM195 202H196V201H195ZM81 203H82V202H81ZM81 203H80V204H81ZM14 204H15V203H14ZM22 204H23V203H22ZM80 204H79V206H80ZM82 204H83V203H82ZM12 205H13V203H12ZM15 205H16V204H15ZM19 205H21V204H19ZM68 205H69V204H68ZM71 205H72V204H71ZM74 205H76V203H75ZM186 205H187V204H186ZM72 206H73V205H72ZM72 206H71V208H72ZM84 206H85V204H84ZM101 206H102V205H101ZM191 206H192V204H191ZM191 206H190V207H191ZM193 206H194V205H193ZM13 207H14V206H13ZM80 207H81V206H80ZM85 207H86V206H85ZM104 207H105V206H104ZM114 207H116V206H114ZM123 207H124V206H123ZM123 207H122V208H123ZM74 208H75V206H74ZM81 208H82V207H81ZM81 208H80V209H81ZM88 208H89V207H88ZM91 208H92V207H91ZM102 208H103V207H102ZM125 208H126V207H125ZM14 209H16L17 214H19V215L21 214V212H22V206H18V205H17V207H15ZM67 209H68L67 206H65V205H60V206L56 207L55 209L51 210V212H59V213H66V214H68L69 211H70V214H72V216H73L74 211H73V210H70V208H69V211H67ZM75 209H78V208H75ZM80 209H79V210H80ZM83 209H84V208H83ZM83 209H82V211H83ZM89 209H90V208H89ZM120 209H121V206H120ZM85 210H86V209H85ZM90 210H91V209H90ZM47 211H48V210H47ZM67 212H68V213H67ZM190 212H191V211H190ZM79 213H80V212H79ZM83 213H84V212H83ZM87 213H88V209H87ZM93 213H94V210H93ZM94 214H95V213H94ZM94 214H93V215H94ZM9 215H10V214H9V212H8V213L6 214L5 219H4V220H1V221H4V223L6 222V224H9V225L12 224V225L15 226V222L12 221L11 219H8V218H9ZM182 215H183V214H182ZM76 216H77V215H76ZM81 217H82V216H81ZM86 217H88V215H87ZM78 218L82 220V218H80V217H78ZM78 218H77V219H78ZM84 218H85V217H84ZM137 218H138V217H137ZM73 219H74V218H73ZM77 219H76V220H77ZM87 219H88V218H87ZM67 220H70V218H69V219H66V218H64V217H61L60 220H59V222H61V223H58L57 221H55V224L58 225V226L60 227V229H63L64 227H71ZM1 221H0V223H1ZM89 221H90V220H89ZM96 221H97V220H96ZM111 221H112V220H111ZM79 222H80V221H79ZM82 222H83V220H82ZM97 222H99V221H97ZM114 222H115V220H114ZM114 222H113V223H114ZM130 222H131V221H130ZM132 222H133V221H132ZM75 223H76V222H75ZM77 223H78V221H77ZM95 223H96V222H95ZM110 223L112 224V222H110ZM110 223H109V226H110L111 228H115V227L121 225L119 222H118V224H117V221H116V226H114L115 224H114V225H113V224L111 225ZM127 223H128V222H127ZM137 223H138V222H137ZM81 224H83V223H81ZM81 224H80V225H81ZM93 224H94V223H93ZM103 224H104V223H103ZM103 224H98V223H97V226H98L97 229L99 230V229L103 228V227L105 226V225H103ZM128 224H129V223H128ZM130 224H131V223H130ZM130 224H129V225H130ZM134 224H135V220H134ZM134 224H131V225L134 226ZM78 225H79V224H78ZM88 225H89V224H88ZM90 225H91V224H90ZM90 225H89V226H90ZM95 225H96V224H95ZM129 225H128V226H129ZM135 225H136V224H135ZM153 225H154V224H153ZM92 226H94V225H92ZM124 226H125V227H124L123 229L126 230V231L129 232V233L137 231L136 228H135V231H129V230H132V228H130L131 226L126 227L127 224H125ZM81 227H82V226H81ZM137 227H138V226H137ZM212 227H214V226H212ZM77 228H78V227H77ZM83 228H84V227H83ZM127 228H128V229H127ZM129 228H130V229H129ZM0 229H2V226H1V225H0ZM95 229H96V227H95ZM117 229L119 230L120 227H118ZM133 229H134V228H133ZM151 229H152V228H151ZM151 229H150V230H151ZM91 230H92V229H91ZM176 230H177V229H176ZM112 231H113V230H112ZM179 231H180V230H179ZM0 232H1V231H0ZM72 232H73V231H72ZM76 232H78V231L76 230ZM76 232H75V229H74V234H72V237H73V238H74L75 236L78 235V234L76 235ZM93 232H94V231H93ZM93 232H91V233H93ZM113 232H114V231H113ZM113 232H112V233H113ZM138 232H139V231H138ZM138 232H137V233H138ZM140 232H141V231H140ZM98 233H99V236H102L100 232H98ZM112 233H111V234H112ZM114 233H115V232H114ZM116 233H117V232H116ZM116 233H115V234H116ZM137 233H136V234H137ZM176 233H177V232H176ZM93 234H94V233H93ZM95 234H96V232H95ZM131 234H132V233H131ZM117 235H119V237H120L122 234L120 235V233H119V234L117 233ZM137 235H138V234H137ZM112 236H113V235H112ZM112 236H110L111 238H109V239L113 240V239H112ZM140 236H141V235H140ZM140 236H139V239H140ZM144 236H145V235H144ZM146 236H148V235H146ZM149 237H150V236H149ZM149 237H148V238H149ZM114 238H116V235H115ZM117 238H118V236H117ZM106 239H108V238H106ZM149 239H150V238H149ZM149 239H148V240H149ZM116 240H117V239H116ZM118 240H119V239H118ZM142 240H144V239H142ZM142 240H140V241H142ZM148 240H147V241H148ZM97 241L100 242L99 239H97ZM138 241H139V240H138ZM144 241H145V240H144ZM116 242H117V241H116ZM123 242L125 243V239L122 240V241L119 240L117 243H115V242H113V243L116 244V245H118V246H121V245H123ZM145 242H146V241H145ZM140 243L142 244L143 241L140 242ZM101 244H102V242L99 243L98 246H101ZM98 246H93V247L91 248L92 251H95V252H97V254H98L96 257L93 258V260L95 261L96 264H98V263H97V260H100V261H104V260H105V256H103L102 253H100V252L98 251ZM50 247H51V246H50ZM50 247H49V248H50ZM54 248H55V247H54ZM173 248H174V247H173ZM51 249H52V248H51ZM117 250H118L117 248H114V249L112 250V252H111V255H112V256H113L114 254L116 255V254H117V253H116ZM180 250H181V249H180ZM90 252H91V251H90ZM170 252H171V251H170ZM52 253H53V252H52ZM176 253H177V252H176ZM182 253H183V252H182ZM173 256H174V255H172V257H173ZM148 257H149V256H148ZM189 257H190V256H189ZM189 257H186L185 259L187 260V258H189ZM194 257H195V256H194ZM191 258H192V257H191ZM186 260H185V262H186ZM19 261H20V260H19ZM188 261H189V260H188ZM179 262H180V261H179ZM179 262H178V263H179ZM20 263H21V262H20ZM182 263H183V262H182ZM190 264H191V263H190Z\"/></svg>",
    "mask_w": 264,
    "mask_h": 264
}]
</instances>
